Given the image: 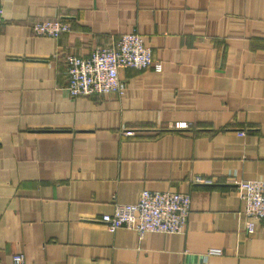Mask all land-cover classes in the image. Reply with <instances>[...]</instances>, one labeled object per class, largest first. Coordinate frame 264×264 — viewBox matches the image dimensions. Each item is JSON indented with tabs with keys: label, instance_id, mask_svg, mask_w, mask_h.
I'll use <instances>...</instances> for the list:
<instances>
[{
	"label": "crops",
	"instance_id": "1",
	"mask_svg": "<svg viewBox=\"0 0 264 264\" xmlns=\"http://www.w3.org/2000/svg\"><path fill=\"white\" fill-rule=\"evenodd\" d=\"M0 4V264H264V220L247 233L230 182L264 180V0ZM55 18L72 30L34 33ZM133 31L162 70L71 97L66 57ZM144 189L191 195L184 232L108 229Z\"/></svg>",
	"mask_w": 264,
	"mask_h": 264
},
{
	"label": "built area",
	"instance_id": "2",
	"mask_svg": "<svg viewBox=\"0 0 264 264\" xmlns=\"http://www.w3.org/2000/svg\"><path fill=\"white\" fill-rule=\"evenodd\" d=\"M3 6L0 4V26ZM34 33L40 36L58 38L72 30L71 24L61 18L35 22ZM68 84L66 90L71 97L104 95L125 92V84L120 78L122 67L138 70L154 66L162 70V63L155 62L152 49L146 45L143 36L137 31L120 36L113 43L95 48L90 56L81 57L69 54L66 57ZM134 131L128 130L127 134ZM245 134V132H242ZM197 182H209L201 177ZM241 199L245 203L248 234L256 230V221L264 220V180H236ZM191 213V195L179 191H157L144 189L135 203H116L113 213L102 216L108 229L115 232L128 228L142 235L146 232H184ZM221 248H211L210 254H221ZM25 256L17 253L13 264H24Z\"/></svg>",
	"mask_w": 264,
	"mask_h": 264
}]
</instances>
